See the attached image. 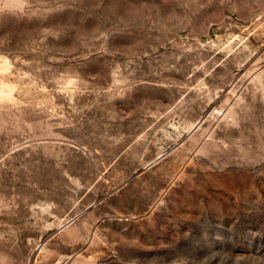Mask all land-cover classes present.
I'll use <instances>...</instances> for the list:
<instances>
[{
  "label": "rangeland",
  "instance_id": "rangeland-1",
  "mask_svg": "<svg viewBox=\"0 0 264 264\" xmlns=\"http://www.w3.org/2000/svg\"><path fill=\"white\" fill-rule=\"evenodd\" d=\"M3 264H264V0H0Z\"/></svg>",
  "mask_w": 264,
  "mask_h": 264
},
{
  "label": "clouds",
  "instance_id": "clouds-1",
  "mask_svg": "<svg viewBox=\"0 0 264 264\" xmlns=\"http://www.w3.org/2000/svg\"><path fill=\"white\" fill-rule=\"evenodd\" d=\"M0 264H3V261H0Z\"/></svg>",
  "mask_w": 264,
  "mask_h": 264
}]
</instances>
